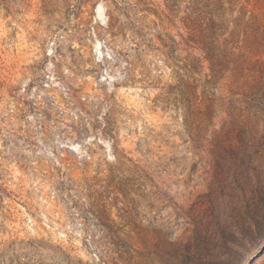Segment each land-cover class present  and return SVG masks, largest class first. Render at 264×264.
<instances>
[{
	"label": "rangeland",
	"instance_id": "rangeland-1",
	"mask_svg": "<svg viewBox=\"0 0 264 264\" xmlns=\"http://www.w3.org/2000/svg\"><path fill=\"white\" fill-rule=\"evenodd\" d=\"M160 3L0 0V264H174L169 243L192 217L238 219L240 191L203 196L205 153L181 109L156 102L175 80ZM248 3L264 23V0ZM227 82L215 83V128ZM258 161L264 215V150ZM239 264H264V233Z\"/></svg>",
	"mask_w": 264,
	"mask_h": 264
},
{
	"label": "trees",
	"instance_id": "trees-1",
	"mask_svg": "<svg viewBox=\"0 0 264 264\" xmlns=\"http://www.w3.org/2000/svg\"><path fill=\"white\" fill-rule=\"evenodd\" d=\"M249 1L161 0L156 7L161 53L175 77L156 102L164 99L181 109L191 147L205 153L200 161L208 166L204 173L209 191L203 196L235 198L236 190L241 193L242 212L237 220L235 213L230 214V223L207 214L190 219V235L169 243L168 254L174 264H239L244 251L264 233V215L258 213L262 181L258 159L264 150V72L257 75V36L259 43H264V23L255 9L247 7ZM252 1L257 5V0ZM237 4L239 15L231 18L227 11ZM236 49L240 51L235 53ZM224 77L228 80L230 106L215 128L214 88ZM235 95L239 98L234 99Z\"/></svg>",
	"mask_w": 264,
	"mask_h": 264
}]
</instances>
